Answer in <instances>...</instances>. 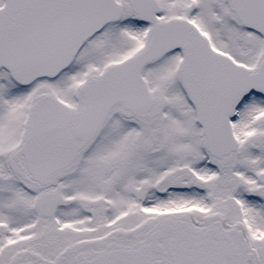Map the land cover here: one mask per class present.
I'll list each match as a JSON object with an SVG mask.
<instances>
[{
	"label": "snow or ice",
	"instance_id": "1",
	"mask_svg": "<svg viewBox=\"0 0 264 264\" xmlns=\"http://www.w3.org/2000/svg\"><path fill=\"white\" fill-rule=\"evenodd\" d=\"M0 264H264V0H0Z\"/></svg>",
	"mask_w": 264,
	"mask_h": 264
}]
</instances>
